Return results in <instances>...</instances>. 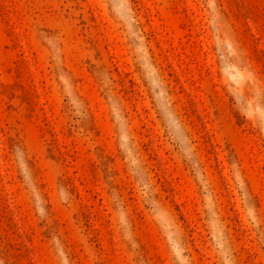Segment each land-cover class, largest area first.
Returning a JSON list of instances; mask_svg holds the SVG:
<instances>
[{"label":"rangeland","instance_id":"1","mask_svg":"<svg viewBox=\"0 0 264 264\" xmlns=\"http://www.w3.org/2000/svg\"><path fill=\"white\" fill-rule=\"evenodd\" d=\"M0 264H264V0H0Z\"/></svg>","mask_w":264,"mask_h":264}]
</instances>
